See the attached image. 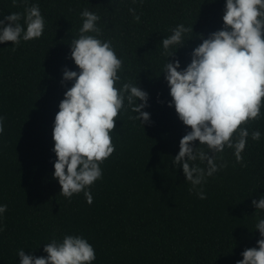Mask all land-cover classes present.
Wrapping results in <instances>:
<instances>
[{"label":"trees","instance_id":"trees-1","mask_svg":"<svg viewBox=\"0 0 264 264\" xmlns=\"http://www.w3.org/2000/svg\"><path fill=\"white\" fill-rule=\"evenodd\" d=\"M33 4L45 19L43 35L21 39L15 51L11 42L0 44V205H7L0 214V264H19V249L46 256L43 245L66 235L92 245L93 264H237L245 249L257 247L255 225L264 210L252 200L264 195V106L261 117L249 122L243 163L225 147L216 163L227 166L193 191L182 167L172 163L191 129L168 107L172 98L163 74L169 57L160 42L181 23L192 28L184 47L170 49L186 68L199 37L223 27L226 0H0V19ZM85 9L100 17L97 38L111 41L122 61L115 86L131 82L146 91L150 106L144 111L151 117L143 125L129 119L136 115L130 107L121 110L110 133L115 151L100 165L102 178L86 189L91 205L84 192L70 199L60 194L53 178L63 69L79 72L70 44L79 38ZM253 130L260 131L259 141L252 140ZM194 163L207 170L206 161ZM201 189L204 200L197 195Z\"/></svg>","mask_w":264,"mask_h":264},{"label":"clouds","instance_id":"clouds-1","mask_svg":"<svg viewBox=\"0 0 264 264\" xmlns=\"http://www.w3.org/2000/svg\"><path fill=\"white\" fill-rule=\"evenodd\" d=\"M129 11L139 21L135 9ZM81 17L79 38L70 44V59L79 72L65 67L61 80L66 91L54 121L53 151L57 159L53 178L62 188L60 194L70 199L84 192L91 205L93 196L86 189L102 178L100 165L115 151L110 133L116 128L121 110L127 112L130 107L136 115L129 119L143 125L150 124L151 117L144 111L150 106L146 91L131 82L115 86L120 80L122 61L111 41L97 38L102 35L97 27L100 17L87 9ZM222 19L220 30L207 38L199 37L202 43L192 51L191 62L184 69L175 58L177 51L170 49L184 47L183 37L193 29L181 23L160 42L162 54L169 57L163 74L172 98L168 107L174 106L179 120L191 129L180 140L179 153L172 160L175 166L182 167L186 181L192 185L190 191L227 166L216 163L222 159L217 154L223 153L225 147L234 149L236 161L243 163L249 122L261 117L264 106V0H226ZM44 27L39 5L25 7L23 14L11 13L0 19V44L11 42L15 51L21 39L27 42L40 38ZM68 82H73L70 88ZM3 122L0 117V134ZM251 138L259 141L260 131L253 130ZM202 145L207 146V152ZM197 159L207 162V170L194 163ZM197 195L201 200L207 198L202 189ZM252 205L257 211L264 210V195L253 199ZM6 211L7 205H0V214ZM255 227L261 237L257 247L245 249L237 264H264V218H258ZM43 251L47 255L38 257L19 249V264H93L96 259L92 245L81 236L52 239L43 245Z\"/></svg>","mask_w":264,"mask_h":264}]
</instances>
